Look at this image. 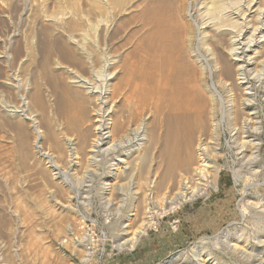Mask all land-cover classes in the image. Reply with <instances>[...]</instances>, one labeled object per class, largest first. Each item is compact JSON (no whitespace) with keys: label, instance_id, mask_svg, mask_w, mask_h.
Listing matches in <instances>:
<instances>
[{"label":"bare ground","instance_id":"6f19581e","mask_svg":"<svg viewBox=\"0 0 264 264\" xmlns=\"http://www.w3.org/2000/svg\"><path fill=\"white\" fill-rule=\"evenodd\" d=\"M31 1L35 6L38 2L43 3L40 6L43 14L40 15L49 22L43 29H38L45 41L43 46L37 44L42 55H45L42 57L43 64L49 63V57L55 50L59 55L55 66L65 71L69 80L66 84H71L64 87L62 93L65 95H58V100L68 95L77 109L75 119L72 117L70 124H65L70 126L69 129H62L64 145L57 143L58 135L52 132L51 139L59 147H56L59 152L57 157L52 153L50 156L54 161L51 169L55 175L62 173L59 158L79 166L85 161H99V156L105 155L112 157V160H108L110 171L106 183L112 197L127 186L129 189L133 187L137 195L151 188L157 190L158 194L164 192L163 206L173 209L206 194L210 188L217 190L219 171L210 163V153L213 151H210L211 146L207 141L212 136L219 141L226 128L230 130L231 137H238L259 125L255 109L251 106L247 76L253 74V78L261 80L264 77V0H199L198 3L189 0L185 15H182L183 11L177 14L175 0H26L29 6ZM117 10L126 14L123 15L122 23L115 25L113 22ZM194 15L198 16L199 22L192 18ZM137 20L140 22L139 27L130 38L124 40L128 44L135 39L136 43L128 53L119 55L117 52L127 44H124L123 39L112 46L110 42L117 39L123 25H130ZM60 31L64 32L63 37L61 34L54 36ZM34 39L30 41L35 42ZM27 51L22 44L0 53V60L9 68V71L5 70L7 73L4 76H1L0 71V87L4 91L0 96V108L35 124L31 111L34 104L40 107L43 99L37 89L30 90V80L21 75L23 68H15L18 63L25 61L23 59L27 57L22 55ZM25 66L27 68L29 65ZM207 74L210 84L201 79ZM44 76L48 78L47 71ZM7 96L16 97L21 106L8 105L9 100H5ZM130 103H134L135 108H129ZM34 128L37 133H41L36 124ZM196 137H199L197 143ZM41 138L40 135L36 138L39 149L45 145ZM238 152L240 154V150ZM49 153L44 152L43 156L49 157ZM251 162L254 163L253 159ZM137 163L139 169L136 168ZM62 166L65 167L64 164ZM135 171L139 174L137 179ZM64 176L67 178L69 175L64 173ZM234 176L235 180H239L238 171H234ZM122 180H128L129 184ZM166 193L173 195L166 196ZM256 204L264 210V200ZM144 206L145 202L140 210L143 211ZM150 222L145 221L135 231H123L127 238H122L121 242L118 240L119 249L133 250L153 224ZM3 225L0 216V227ZM127 227L129 224L124 229ZM231 236L225 233L219 239L233 252H238L239 243H243L239 239L243 238ZM248 244L245 243L244 248L247 249L242 248V251L247 255L256 252L258 263L264 264V240L254 245ZM200 247L194 244L193 254L190 251L178 253L166 264H217L212 254L203 252L204 248Z\"/></svg>","mask_w":264,"mask_h":264},{"label":"rangeland","instance_id":"374dc122","mask_svg":"<svg viewBox=\"0 0 264 264\" xmlns=\"http://www.w3.org/2000/svg\"><path fill=\"white\" fill-rule=\"evenodd\" d=\"M198 1L196 0L197 3ZM175 2L177 14L180 11V15L183 11L182 15H185L189 0H175ZM38 4L35 6L31 1L29 6L26 0H0V53L8 52L10 48L15 49L22 44L25 51L29 50L25 55H22L28 59L22 58L25 60L23 62H20L21 59L18 60L20 62L18 64L21 66L17 64L15 68H23L21 75L30 80V90L37 89L43 99L42 105L38 107L35 106L37 104H34L31 111L36 127L38 130L40 129L41 133L35 131L34 123L24 121V117L18 118L0 108V216L4 221V225L0 227V264H166L172 256L178 253L190 251L193 254L195 252L192 249L194 244L204 248L203 252L211 253L217 264H259V257L256 252L247 255L242 251V248L247 249L244 248L245 243H249L248 246H250L251 243L254 245L258 241L264 240V210L262 211V207L256 204L257 201L264 200V77L261 80L253 78L255 77L253 74L247 76L250 83L248 92L252 96L250 99L251 106L255 109L259 122L257 128L244 131L238 137H231L230 130L226 128L219 141L215 140V136L207 141L211 146L210 151H213L212 154L210 153V163L219 171V188L217 190L210 188L206 194L197 197L195 200L183 202L179 207L173 209L163 206L164 192L158 194L157 190H151V188L146 192L138 193L140 200L137 199L138 195L132 189L133 187L129 189V186L122 192L117 191L118 194L115 196L118 195V198L114 195L112 197L109 195L106 184L110 171L108 160L112 158L111 156H99L101 164L98 160L92 161L93 163L85 161L87 163L84 162L79 165L83 164L82 168H79L74 162L67 163L59 158L58 164L62 173L57 176L51 169L54 161L50 156L55 154L57 157L59 153L57 143L64 145L62 138L64 131L62 129L64 130L66 127L69 129L70 126H65V124L69 125L73 120L72 117L75 119L77 109L68 95L66 98L64 96L60 99L64 102L58 100V95H65L62 93L64 87L71 84H66L69 80H67L65 71L57 69L55 66V62L59 59L57 52L52 51L50 55L52 57H49L50 61L48 60L51 64L48 62V64H43L42 57L45 55H42L38 45L41 43L43 46L45 41L43 42L44 38L38 29H43L44 26L49 25V22L45 21L46 18L43 15H40L43 14L40 8L43 3L38 2ZM117 11L113 22L116 23L115 25L122 23L123 15L126 14ZM192 18L197 22L200 21L197 15ZM139 24L140 22L137 20L130 25H123L119 36L115 41H111L110 45L118 44L120 39H123L124 44H127L125 41L130 38ZM57 34L62 36L64 32L60 31L54 36ZM54 36L52 35V39ZM32 38H35V42H31L33 41ZM26 41L27 44H25ZM135 43V39L132 42L129 41L123 47L124 49L117 53L119 55L128 53ZM7 47L9 48L7 49ZM57 56L58 58H56ZM45 64L49 65L46 66L48 70L44 67ZM25 65L29 66L26 68ZM5 70L9 71V68L6 67L5 62L0 60L1 76L7 73ZM46 71L48 78L42 77ZM201 72L200 70V74H202ZM59 76L61 77L59 78ZM46 78L49 82L46 81ZM60 79L61 81H59ZM201 79L207 84L211 83L208 74L201 76ZM1 82L2 78L0 77V84ZM63 83L64 85H62ZM54 84L60 86H57L59 89ZM0 92V96H2L4 91L1 87ZM5 100H9L8 105L17 108L21 106V103L14 96H7ZM71 102L73 105L70 104ZM65 104L68 105L65 106ZM137 104H139L138 101ZM129 108H135V104L130 103ZM52 132H56L57 134H55L58 135L56 138L57 140L59 138V142H55L57 145L51 139ZM39 135L42 136V144H45L43 149L37 147L36 138ZM198 138L195 139L196 143ZM212 138H215V142ZM236 138L239 140H235ZM247 143L252 146H248ZM253 149L257 150L256 154ZM237 150H240V154ZM44 152H50L49 157L43 156ZM249 154L252 156L250 157ZM251 159L254 163L251 162ZM66 163L67 166L69 165L68 167L65 166ZM63 164L67 168L63 167ZM139 167L138 164L136 168L139 169ZM234 171H238L239 180H235ZM63 172L69 176L66 178ZM138 172H134L135 178L139 176ZM122 182L129 184L128 180H122ZM172 193H166V196H172ZM124 198L126 202H123ZM143 198L145 208L142 211L140 208L144 205ZM115 199H120L119 201L125 204L116 200L117 203ZM201 202L209 206H203L206 210L201 212L202 230L196 231L197 234L188 240L181 235L179 222L170 219L184 210L185 207L198 205ZM144 211H147V215ZM132 213H136L135 216ZM136 215H140V217L136 218ZM142 220L144 222L151 220L153 224L147 228L145 235L142 236L135 248L133 250L119 249L118 240L121 242L123 241L122 238H127L123 231H135L144 223ZM169 221H171L170 224L167 223ZM126 224H129L128 229H124ZM225 233L229 236L232 235L231 237L243 238L242 240L239 239L243 243H239L238 252H233L228 245L221 242L219 236Z\"/></svg>","mask_w":264,"mask_h":264},{"label":"crops","instance_id":"0c3cea01","mask_svg":"<svg viewBox=\"0 0 264 264\" xmlns=\"http://www.w3.org/2000/svg\"><path fill=\"white\" fill-rule=\"evenodd\" d=\"M205 207H209L206 203H200L198 205H191L178 212L175 216L171 217V221L177 220L179 222V230L181 235L190 240L193 235L202 230L201 225V212L206 210ZM171 221L167 223H171ZM199 228V229H198ZM142 238V237H141Z\"/></svg>","mask_w":264,"mask_h":264}]
</instances>
